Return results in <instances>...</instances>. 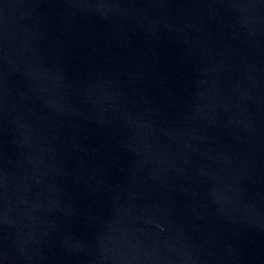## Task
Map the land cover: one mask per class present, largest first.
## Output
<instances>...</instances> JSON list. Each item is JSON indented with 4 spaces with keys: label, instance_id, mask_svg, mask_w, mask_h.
Wrapping results in <instances>:
<instances>
[{
    "label": "water",
    "instance_id": "obj_1",
    "mask_svg": "<svg viewBox=\"0 0 264 264\" xmlns=\"http://www.w3.org/2000/svg\"><path fill=\"white\" fill-rule=\"evenodd\" d=\"M0 264H264V0H0Z\"/></svg>",
    "mask_w": 264,
    "mask_h": 264
}]
</instances>
